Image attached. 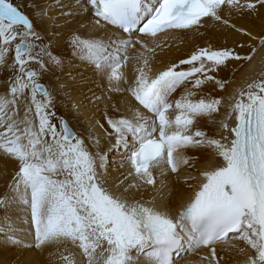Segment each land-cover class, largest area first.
Listing matches in <instances>:
<instances>
[{
  "label": "snow or ice",
  "instance_id": "obj_1",
  "mask_svg": "<svg viewBox=\"0 0 264 264\" xmlns=\"http://www.w3.org/2000/svg\"><path fill=\"white\" fill-rule=\"evenodd\" d=\"M24 7L0 0V245L42 264H264V68L231 92L218 78L264 48V0ZM209 30L256 43L160 60Z\"/></svg>",
  "mask_w": 264,
  "mask_h": 264
},
{
  "label": "bare ground",
  "instance_id": "obj_2",
  "mask_svg": "<svg viewBox=\"0 0 264 264\" xmlns=\"http://www.w3.org/2000/svg\"><path fill=\"white\" fill-rule=\"evenodd\" d=\"M14 4H18L22 11L28 12V9L24 7V5L29 4L30 0H14ZM31 13L29 12V15ZM240 23L244 24L245 27L250 28L253 33H259L261 31V27L259 21H256L255 24L245 20ZM211 41V43L215 46L227 45L228 47H232L237 41L244 40L245 44H255L256 42L248 40L247 38H243L235 32L231 31H211L207 33V35L203 38L197 37L195 40L193 37L189 36L187 38V42L180 38H169L168 42L171 45L170 49H166L163 54L160 56V60H163L165 63L169 60H177L181 57H185L195 46L196 43H199L201 46H206V44ZM241 51V54H248L250 51L247 47L244 50L237 49ZM161 67L162 65H157ZM264 68V48H259L258 51L253 55V59L250 63H240L233 62L232 67L220 73L218 78L227 79L231 83L228 85V91L231 92L234 88L238 87L243 83V81L248 77H253L258 74L261 69ZM47 83V80H45ZM211 91V87H209ZM0 92H3V88L0 87ZM215 96L225 95L220 90H215L213 93ZM123 108V105H122ZM14 165L11 162H7V168L5 169L4 163H0V193L5 190V182L8 180L9 176L12 173ZM186 173L182 172L181 179L183 175ZM172 182L174 183V201L183 197L184 201L187 200L188 192L185 186L179 182L177 177L172 178ZM191 182V181H190ZM147 195V194H146ZM150 198V196H149ZM17 224L23 228H27L26 224H21L20 221H17ZM43 257L37 256L34 252L23 249L16 248L7 245H0V264H29L30 261L40 260L41 264L43 262ZM186 260H196L198 256H189L185 258ZM181 264H185V261H181Z\"/></svg>",
  "mask_w": 264,
  "mask_h": 264
},
{
  "label": "rangeland",
  "instance_id": "obj_3",
  "mask_svg": "<svg viewBox=\"0 0 264 264\" xmlns=\"http://www.w3.org/2000/svg\"><path fill=\"white\" fill-rule=\"evenodd\" d=\"M14 0H12V2H13ZM14 3V2H13ZM15 5H18V4H15Z\"/></svg>",
  "mask_w": 264,
  "mask_h": 264
}]
</instances>
